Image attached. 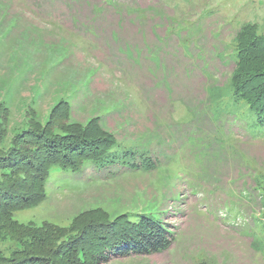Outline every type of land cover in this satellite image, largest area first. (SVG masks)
<instances>
[{
	"label": "rangeland",
	"instance_id": "obj_1",
	"mask_svg": "<svg viewBox=\"0 0 264 264\" xmlns=\"http://www.w3.org/2000/svg\"><path fill=\"white\" fill-rule=\"evenodd\" d=\"M245 22L264 32V0H0V148L66 100L68 121L98 117L114 134L108 153L155 159L147 172L52 166L46 197L13 219L68 226L101 208L110 218L162 219L175 234L162 252L101 264H264L251 234L264 121L216 88L234 67Z\"/></svg>",
	"mask_w": 264,
	"mask_h": 264
},
{
	"label": "trees",
	"instance_id": "obj_2",
	"mask_svg": "<svg viewBox=\"0 0 264 264\" xmlns=\"http://www.w3.org/2000/svg\"><path fill=\"white\" fill-rule=\"evenodd\" d=\"M234 67L223 87L234 102H243L264 121V32L245 22L233 38ZM209 100L211 99L208 92ZM70 104L56 103L41 125L31 121L15 133L9 146L0 148V264H101L110 255L119 257L162 252L175 234L162 219L141 215L131 221L125 213L110 218L101 208L73 217L68 226L50 222L40 225L15 221L13 213L37 206L45 197V183L52 166L79 171L86 161L109 165L126 164L130 170L150 171L155 159L143 151L108 153L117 143L114 134L93 117L82 126L68 121ZM0 135V142H2ZM139 159L126 163L123 159ZM101 169V170H102ZM260 210L252 231V246L264 249V175L255 178ZM198 264H208L200 261ZM213 264V263H211Z\"/></svg>",
	"mask_w": 264,
	"mask_h": 264
}]
</instances>
